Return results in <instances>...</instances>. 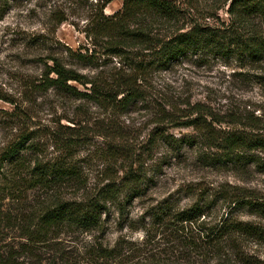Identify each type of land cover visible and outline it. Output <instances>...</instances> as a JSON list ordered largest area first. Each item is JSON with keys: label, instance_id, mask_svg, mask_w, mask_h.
I'll return each instance as SVG.
<instances>
[{"label": "rangeland", "instance_id": "374dc122", "mask_svg": "<svg viewBox=\"0 0 264 264\" xmlns=\"http://www.w3.org/2000/svg\"><path fill=\"white\" fill-rule=\"evenodd\" d=\"M100 3L8 0L0 18V152L17 135L29 132L27 144L33 143L34 150L23 154L25 165L35 158L69 155L83 178L80 185L62 190L64 198L90 193L129 169L146 177L141 194L131 196L122 212L113 203L94 228L63 227L39 243L38 256L42 264H221L217 254L204 245L200 228L226 216L264 224V217L235 206L232 200L241 188L264 198V171L253 165L240 169L230 164H205L199 159L203 148L199 144L185 145L177 154L164 144H149L157 125L174 136L194 134L191 127L158 121L163 108L174 110L187 103L209 107L221 127L234 126L243 117L264 121V89L256 79L264 72V61L243 66L234 58L210 55L181 59L165 70L151 71L143 84L144 94L122 112L53 87L42 89L39 79L46 64L52 63L51 57L95 80L109 82L123 71H132L123 57L101 49L95 51L98 58L90 63L79 61L66 48L82 52L87 48L88 53L98 49L95 38L84 30L89 31ZM121 4V0H111L102 12L112 14ZM218 13L227 22V14ZM13 109L20 115H12ZM65 126H74L80 134L70 146L55 138ZM47 195L41 189L28 190L21 201L16 195L12 200L6 198L4 210L12 214L19 208L36 210ZM162 201L174 211L198 201L204 213L189 223H157L152 211ZM19 231L8 226L3 233L17 244L26 241ZM239 245L244 253L264 259V243L244 238ZM33 258L24 253L18 261L31 264Z\"/></svg>", "mask_w": 264, "mask_h": 264}, {"label": "trees", "instance_id": "16d2710c", "mask_svg": "<svg viewBox=\"0 0 264 264\" xmlns=\"http://www.w3.org/2000/svg\"><path fill=\"white\" fill-rule=\"evenodd\" d=\"M0 1L1 18L8 0ZM110 1L101 0L99 11L89 23V31L84 30L95 38L98 49L88 53L87 48L85 52L66 48L79 61L90 63L98 58L95 51L101 49L123 57L132 71H123L109 82L103 78L95 80L51 57L52 63L46 64L39 79L42 89L53 87L72 97L86 98L101 107L122 112L144 94L143 84L151 71L165 70L181 59L210 55L234 58L243 66L264 61V0H121L120 9L105 15L102 8ZM219 10L227 14V22L220 19ZM208 19L218 22L209 23ZM256 79L264 89V72L256 75ZM69 81L85 89L80 90ZM12 115L20 113L14 110ZM163 120L191 127L194 134L174 136L157 125L149 146L153 142L164 144L177 154L185 145L199 144L205 148L199 153V159L205 164H230L240 169L253 165L257 171H264V121L259 118L243 117L234 126L221 127L211 109L196 102L174 110L163 108L158 121ZM61 130L55 133V138L67 146L80 135L74 126ZM29 138V132L21 133L0 152V264H28L18 261L24 253L34 257L31 264H42L37 253L39 243L55 236L63 227L86 230L98 226L101 215L109 212L110 204L114 203L122 212L124 203L129 202L131 196L141 194V187L146 183L144 173L129 169L117 180H109L90 193L64 198V188L82 183V171L66 154L46 160L35 158L25 165L23 154L34 150L33 143L27 144ZM36 189L48 193L45 201L35 206L36 210L19 208L15 214L4 210L6 198L12 200L16 195L20 200L28 190ZM242 190L232 196L235 206L246 207L251 213L264 217V198ZM169 206L162 201L153 208L157 223H189L204 213L198 201L176 211ZM205 224L200 228L201 238L204 245L217 254L221 264L234 261L236 264H264V259L244 253L239 245L244 238L264 243V224L231 216ZM8 226L19 228L20 236L26 241L16 244L14 240H7L3 230ZM100 254L104 257L105 253Z\"/></svg>", "mask_w": 264, "mask_h": 264}]
</instances>
